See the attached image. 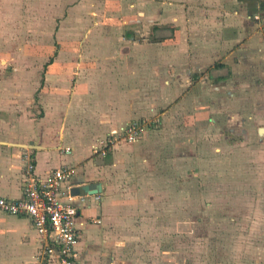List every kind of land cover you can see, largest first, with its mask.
Instances as JSON below:
<instances>
[{
  "label": "rangeland",
  "instance_id": "374dc122",
  "mask_svg": "<svg viewBox=\"0 0 264 264\" xmlns=\"http://www.w3.org/2000/svg\"><path fill=\"white\" fill-rule=\"evenodd\" d=\"M251 3L27 0V22L34 18V24L45 23L49 28L45 39L74 37L75 32L70 31L74 26L76 38H82L81 28L88 25L93 39L103 44L117 42L126 26L120 24L137 17L135 41L151 42L144 44L146 47L139 45L140 55L145 56L144 51L149 54L156 46L157 57L164 48L172 57L171 63H167L169 58H158L151 68L146 57L136 64L141 78L138 117L124 120L120 128L128 122L142 123L137 143L116 138L103 156L101 147L93 154V166L109 156V160L114 158L115 169L121 170L107 176L103 215L111 220L109 229L123 228V233L114 229V244L124 249L120 257L124 264H264V32L247 30L249 23L264 25V15L250 11ZM17 7L22 13L25 4L17 3ZM212 9L223 26L229 18L236 21L237 30H247L236 38V45H230L240 52L229 62L238 74L219 65L217 70L209 66L191 78L189 66L188 78L184 73L180 78L176 72H180L185 54L180 43L189 40L193 44L181 28L185 29L187 22L196 26ZM138 13L146 17H138ZM170 28L171 34L166 31ZM254 32L257 37L252 36L253 43L248 44ZM29 35L32 37L31 32ZM163 37L171 40L160 47ZM41 49L47 48L37 52ZM36 58L30 65L33 68L43 60ZM245 71L250 73L248 79L242 77ZM216 77H223V85H213ZM149 105L154 106V113H148ZM124 154L129 160L125 159L123 166Z\"/></svg>",
  "mask_w": 264,
  "mask_h": 264
},
{
  "label": "crops",
  "instance_id": "0c3cea01",
  "mask_svg": "<svg viewBox=\"0 0 264 264\" xmlns=\"http://www.w3.org/2000/svg\"><path fill=\"white\" fill-rule=\"evenodd\" d=\"M251 2L250 11L264 15V0ZM17 3L25 4L22 13ZM139 15L146 17L145 13ZM27 17V0H0V197L8 201L22 199L21 188L28 165L38 179H44L53 170L70 168L73 174L63 187L71 196L69 204L76 209L78 264H124L120 259L124 249H117L114 244L117 227L109 229L111 220L103 215L107 176L121 170L115 169L114 158L109 160V156L104 158L106 161L101 160L100 165L93 166V154L103 148L124 120L137 116L141 103L137 87L141 78L136 64L140 65L141 58L146 57V65L151 68L158 58L161 61L169 58L167 63H171L172 57L168 48L157 57L156 46L149 54L144 51L146 55H140L139 45L151 42L135 41L137 17L124 20L120 26H126L121 28L120 38L108 44L93 39L88 25L81 28L83 39L76 38V26L70 28L75 32L74 37L45 39V30L49 29L45 23L34 24V18L28 23ZM227 22L223 26L212 9L196 26L187 22L186 28H181V33L184 31L190 36L193 44L190 45L189 40L180 43V50L185 51L180 59L181 70L176 72L180 78L183 73L188 78L189 66L191 78H197L196 74L209 66L217 70L219 65L228 66L231 74H238V69L230 67L229 62L240 52L232 49L231 43L236 45V38L247 30L264 32V25L249 23L247 30H237L236 21L230 22L228 18L224 25ZM227 32L230 34L225 37ZM256 34L250 35L248 44L253 43L252 36L257 37ZM166 40L171 39L159 41L158 46L167 45ZM38 48L47 49L37 52ZM33 58L43 60L33 68L30 66ZM113 59L118 69L116 77L112 73ZM241 61L246 64L244 59ZM95 65L101 69L96 70ZM244 73L242 77L248 79L250 73ZM215 80L213 85H223V77ZM180 83L183 84L181 80ZM154 110V106H148L149 114ZM122 159L123 162L129 160L128 154ZM123 162L124 166L127 162ZM96 184L100 185L98 194L87 196L79 190L82 186L93 188ZM114 222L119 225L118 219ZM117 231L123 233V228ZM44 246V239L37 235L27 218L0 213V261L4 264H55L54 257L43 253Z\"/></svg>",
  "mask_w": 264,
  "mask_h": 264
},
{
  "label": "built area",
  "instance_id": "2783aa9c",
  "mask_svg": "<svg viewBox=\"0 0 264 264\" xmlns=\"http://www.w3.org/2000/svg\"><path fill=\"white\" fill-rule=\"evenodd\" d=\"M140 122L127 123L110 135L103 148L116 138L123 142H135L143 131ZM22 183V199L8 201L0 197V213L8 216L27 218L37 233L45 241L43 253L54 257L55 264H78L75 251L77 235L74 229L76 209L69 204L71 196L63 185L73 174L70 168L53 170L44 179L32 175V166L26 169Z\"/></svg>",
  "mask_w": 264,
  "mask_h": 264
},
{
  "label": "water",
  "instance_id": "95a60500",
  "mask_svg": "<svg viewBox=\"0 0 264 264\" xmlns=\"http://www.w3.org/2000/svg\"><path fill=\"white\" fill-rule=\"evenodd\" d=\"M79 190L87 196L95 195L100 192V185L96 184L93 188H90L89 186H82L79 188Z\"/></svg>",
  "mask_w": 264,
  "mask_h": 264
},
{
  "label": "trees",
  "instance_id": "16d2710c",
  "mask_svg": "<svg viewBox=\"0 0 264 264\" xmlns=\"http://www.w3.org/2000/svg\"><path fill=\"white\" fill-rule=\"evenodd\" d=\"M171 30H172V29L170 28L169 30H166V31H168V32L170 33ZM170 34H171V33H170ZM166 38H169V37H163V39H166ZM161 39H162V38H161ZM163 39H162V40H163Z\"/></svg>",
  "mask_w": 264,
  "mask_h": 264
}]
</instances>
